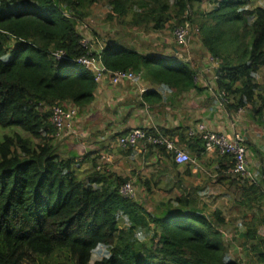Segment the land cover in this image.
Returning <instances> with one entry per match:
<instances>
[{
	"label": "trees",
	"instance_id": "16d2710c",
	"mask_svg": "<svg viewBox=\"0 0 264 264\" xmlns=\"http://www.w3.org/2000/svg\"><path fill=\"white\" fill-rule=\"evenodd\" d=\"M250 2L0 0V264H90L101 249L104 256L93 264H264L257 219L246 223L250 226L245 233L235 226L231 240L220 210L208 211L183 196L153 200V209L143 210L140 201L120 192L131 181L129 176L107 172L104 166L99 171L93 164L78 178L81 161L60 157L51 122L52 107L72 106L80 113L95 100L98 83L93 71L80 64L82 58L100 62L107 72L132 71L159 88L200 89L195 84L201 83L199 71L185 58L141 52L115 35L98 52L92 51L84 43L91 28L88 19L96 7L106 5L108 23L127 22L135 31L192 28L191 34H197L217 63L212 81L225 93L228 112L244 108L264 130V82H256L264 69V9H249ZM204 4L213 8L203 13ZM58 52L64 53L60 59ZM178 130L160 133L178 137L177 143L191 150L195 160L202 159L207 152L204 140L188 139ZM126 151L132 153L131 148ZM159 151L172 159L164 149ZM214 154L217 177L251 194L252 202L247 205L242 198L237 208L257 209L259 187L231 174L232 156ZM148 182L141 185L151 193ZM138 228L147 236L143 244L133 240ZM232 245L245 253L247 263L237 250L231 254Z\"/></svg>",
	"mask_w": 264,
	"mask_h": 264
},
{
	"label": "crops",
	"instance_id": "0c3cea01",
	"mask_svg": "<svg viewBox=\"0 0 264 264\" xmlns=\"http://www.w3.org/2000/svg\"><path fill=\"white\" fill-rule=\"evenodd\" d=\"M206 54L209 56L208 53ZM214 66L217 68L216 62ZM140 82L137 86L129 82L112 86L109 79H106L98 84L95 100L86 109L87 117L82 121L84 134H79L74 127L79 116L77 115L70 127L65 128L64 138L59 140H64L61 143L64 153L70 155L69 157L76 156L77 160L81 161V166L95 164L99 171L104 166L107 172L129 176L131 182L133 181L132 183L139 187L138 190L134 186L137 194L144 191L148 196L149 193L147 189L142 188L141 181L157 179V182L149 181L154 182L156 194H163L162 199L183 196L189 200L199 201L201 205L195 206H205L208 211L220 210L227 221L224 231L227 238L231 240L236 235L233 232L235 226L239 228L238 231L245 233L250 226L246 223L251 219H257L260 224L257 235L263 238L264 151L261 148L264 146V135L261 130V135L257 133L256 125L252 126L253 133L251 128L245 126V116L248 110L241 108V112L229 113L225 106L229 102L216 83H195L201 90L177 92L159 88L147 83L143 78ZM147 91L150 93L145 96ZM201 126L205 127L206 132L225 133L229 137L237 130L247 139L249 170L252 173L250 180L259 187L256 195H262L254 202L257 209L237 208L242 198L245 199L247 205L252 202L251 194H244L237 185L217 177L219 175L215 161L217 157L214 153L206 152L202 159L195 160L191 150L177 143L178 137L172 138L181 150L192 157L189 164L177 165L176 168L173 166L175 164L173 158L169 160L159 151V148L139 144L136 149H132V153L127 154V149L119 147L117 142L120 135L133 129H145L159 133L179 129L178 134L184 133L188 139H202V133L198 130ZM78 140L106 142L107 144L114 142L117 149L108 145L104 152H88L87 147L91 144H86L82 152H79L77 151ZM164 162L166 165L163 164ZM120 167H122L121 172ZM145 169H147L146 172H144ZM250 185L249 183L246 188ZM245 212H249L248 219H244ZM208 214L205 215L209 216ZM241 223L244 226L241 227ZM236 249H239L237 245L231 246L232 255L236 254Z\"/></svg>",
	"mask_w": 264,
	"mask_h": 264
},
{
	"label": "rangeland",
	"instance_id": "374dc122",
	"mask_svg": "<svg viewBox=\"0 0 264 264\" xmlns=\"http://www.w3.org/2000/svg\"><path fill=\"white\" fill-rule=\"evenodd\" d=\"M212 6L213 5L204 4L201 8V11L203 13L207 12L213 8ZM258 7L264 9V0H251L249 9H254ZM107 11H108V8L106 5L98 6L94 9V14H92V17L88 19L89 21L88 24L90 25L91 28L88 29L86 33L84 34V39H85L84 42L87 46L90 47L92 51L98 52L101 49V47L104 46L103 43L105 44V42L109 40L108 39L109 36L111 38L114 35L116 37L122 36L124 37L125 40H127L128 43L133 44L134 47L141 52L156 51L159 53V55L166 56V57L168 56L171 58L178 57L180 59L185 58L184 60L190 62L191 66L195 70L199 71L198 77H197L198 81L202 83H214L212 79L215 75L214 74V70L216 69L214 66L215 62L210 58V56H207L206 50L202 48L201 44L198 41V37L196 36L197 34L195 33L191 34L192 28L188 30V36H189L188 39L190 41L188 45L178 46L174 38V33L170 30H165L162 32H154V31L143 32V31H135L131 29L130 26L127 24V22H125L124 25L118 24L119 22L115 24L116 21L114 20L112 21L113 23H108L106 21V15L108 13ZM175 29H179V27H176ZM187 68L189 67L187 66ZM206 75H208V78H204ZM263 76H264V69H261L256 76V80H257L256 82L259 84L263 83L264 82ZM141 82H140V77H138L135 82L130 83V84L137 86V85H140ZM122 84L124 83H121L119 85H122ZM86 117H87V110H83L82 112L79 113L78 119L74 123V127L77 129L79 134H84L82 130L83 128L82 121H84ZM246 117L247 115L245 116V126H247L248 128H251V132L253 133L254 131L252 129V126L256 125V123H254L250 118H246ZM255 130H257V133L260 135L262 131L264 135V130L260 129L258 126H257V129L255 128ZM63 141L64 140L57 142L60 146H58L56 143L55 144L57 145V148H58L57 153L60 155L62 159H66L70 155L64 153V149L61 147L62 146L61 143H63ZM77 142L79 144L77 151L79 152H82L84 145L86 144H91L90 147H87L88 152H104L105 147H107L108 145H111L113 148L117 149L116 143L114 142H109L108 144L106 142L104 143H96L94 141L89 142L88 140L86 141L78 140ZM261 149L264 151V146H262ZM139 159H142V158H139ZM163 164L166 165L165 162ZM91 168H92V165H89V164H83V166L81 167L78 166L76 169L78 178H82L84 173L87 171H90ZM123 170H126V169H123ZM119 171L120 172L122 171V167H120ZM146 171L147 169L144 170V172ZM79 172H81L82 174H79ZM149 180L152 181L154 179L152 180L149 179ZM150 181L148 182L147 185L151 187L152 193H149L147 196L144 191L139 192V194H137L136 192V199L138 202L140 201V204L143 205L142 206L143 210H149L150 207L151 209H153L154 207L153 200L157 202L158 200L161 201L162 199L161 196H163V194L159 195L155 193L156 188L154 186V182H157L158 180L155 179L153 183ZM134 186L137 187L136 184ZM144 187L147 189L146 186ZM137 188L139 190V187ZM141 197L143 198L142 200H141ZM190 201L193 205H201L199 201H195L193 199H190ZM196 203H199V204H196ZM119 224L122 226L123 222L120 221ZM236 250L238 252L236 255L242 260H244L245 263H247L245 253L241 249H236ZM104 254H105V251L102 249L95 252L90 264H93L96 260L104 256ZM50 262L51 261H48L42 264H49ZM25 264H40V263L38 261L31 260Z\"/></svg>",
	"mask_w": 264,
	"mask_h": 264
},
{
	"label": "built area",
	"instance_id": "2783aa9c",
	"mask_svg": "<svg viewBox=\"0 0 264 264\" xmlns=\"http://www.w3.org/2000/svg\"><path fill=\"white\" fill-rule=\"evenodd\" d=\"M188 30V25L175 29L174 35L178 44L183 46L188 45L190 42ZM63 55V52H58L55 56L57 59H60ZM79 62L82 66L93 71L94 79L98 84L109 79L113 86H117L121 83H133L140 77L139 74L132 71L107 72L100 62L97 63L88 57L80 59ZM241 111L242 109L239 110V112ZM77 113V108L72 106L52 107L51 122L56 129V137L58 139L64 138L66 133L65 128L70 127ZM198 130L202 133L201 137L205 141V148L208 153H217L220 156H232L234 159L232 174L251 179L252 173L249 170L247 139L240 132L235 130L231 137H229L225 133L206 132L204 126L199 127ZM139 144L164 149L166 153L172 156L176 165L182 166L190 161V156L187 152L181 150L171 138L165 137L157 131L133 129L126 137L118 139L119 147L126 149H136ZM120 192L127 199L133 200L136 198V189L131 182H127Z\"/></svg>",
	"mask_w": 264,
	"mask_h": 264
},
{
	"label": "clouds",
	"instance_id": "9594fccd",
	"mask_svg": "<svg viewBox=\"0 0 264 264\" xmlns=\"http://www.w3.org/2000/svg\"><path fill=\"white\" fill-rule=\"evenodd\" d=\"M215 62V61H214ZM141 79V78H140ZM78 114V113H77ZM58 139V138H57ZM58 140H61V139H58ZM133 184V183H132ZM136 199V198H135ZM134 199V200H135ZM133 240L137 243H140V244H143L145 243V241L147 240V236L145 234V232L143 231V229H137L134 233V236H133Z\"/></svg>",
	"mask_w": 264,
	"mask_h": 264
}]
</instances>
